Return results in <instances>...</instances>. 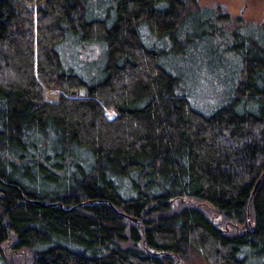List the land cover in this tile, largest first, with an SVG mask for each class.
Masks as SVG:
<instances>
[{"label": "trees", "instance_id": "obj_1", "mask_svg": "<svg viewBox=\"0 0 264 264\" xmlns=\"http://www.w3.org/2000/svg\"><path fill=\"white\" fill-rule=\"evenodd\" d=\"M227 24L193 0H0V264H264V29ZM67 41L103 48L98 82ZM180 56L216 68L218 103Z\"/></svg>", "mask_w": 264, "mask_h": 264}, {"label": "rangeland", "instance_id": "obj_2", "mask_svg": "<svg viewBox=\"0 0 264 264\" xmlns=\"http://www.w3.org/2000/svg\"><path fill=\"white\" fill-rule=\"evenodd\" d=\"M201 8H207L228 15V24L224 31H230L238 23L254 25L264 29V0H193ZM240 20V22H238ZM73 41L64 42L61 51L64 53L63 60L68 69H72L87 85L94 84L100 80L102 74L103 48L96 43L81 44ZM70 46V47H69ZM189 71V77L195 75L199 78L195 88V95L201 99L206 97V105L218 103V96L208 91L209 87H222L215 67L207 65L205 56H180L179 62L171 60L170 65ZM172 65V66H173ZM217 85L219 87H217ZM208 89V90H207ZM51 93V92H50ZM220 95V94H219ZM209 96V97H208ZM50 99H55L54 93L49 94ZM212 108V107H211ZM108 118H112V112H107ZM189 264H205L198 257H193Z\"/></svg>", "mask_w": 264, "mask_h": 264}, {"label": "water", "instance_id": "obj_3", "mask_svg": "<svg viewBox=\"0 0 264 264\" xmlns=\"http://www.w3.org/2000/svg\"><path fill=\"white\" fill-rule=\"evenodd\" d=\"M72 94H76V92H75V91H73V92H72ZM259 182H260V180L258 181V183H259Z\"/></svg>", "mask_w": 264, "mask_h": 264}]
</instances>
